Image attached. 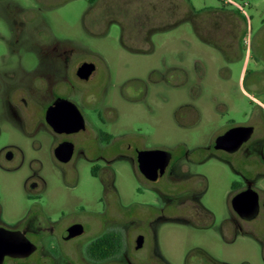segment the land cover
<instances>
[{
    "label": "rangeland",
    "instance_id": "374dc122",
    "mask_svg": "<svg viewBox=\"0 0 264 264\" xmlns=\"http://www.w3.org/2000/svg\"><path fill=\"white\" fill-rule=\"evenodd\" d=\"M2 1L0 50L19 63L21 84H32L38 75L53 81L66 78L82 53L99 56L93 60L108 66L109 77L104 82L113 98L106 105L107 129L119 139L121 156L105 163L112 172L121 210L113 211L115 200L107 193V214L102 217L115 216L133 224L132 232L123 226V257L105 264H126L125 257L134 264H264V163L252 184L259 195V215L241 222L230 206L231 186L240 183L241 176L225 161V154L212 149L220 133L247 124L255 126L247 145L264 140L263 110L238 85L245 52L236 55L231 81L217 82L223 88L198 89L193 31L183 25L192 13L188 0H98L94 6L89 0H10L4 8ZM189 1L195 8L220 5V0ZM235 1L252 17V73L243 90L253 94L249 82L264 77V26L260 28L264 0ZM36 12L40 25L35 27ZM121 22L127 24L125 31ZM184 32L192 40L189 44L184 42ZM127 47L147 51L148 56L130 57L122 51ZM7 72L0 70L1 80L7 79ZM6 86L8 91L10 85ZM140 89L148 92L143 94ZM84 112L97 126L93 110ZM3 118L7 122L0 125V145L7 141L26 159L17 172L0 169V183L13 188V179L6 178L33 172L44 178L73 176L70 169H57L51 162L49 136L29 142L7 114ZM34 145L41 150L43 162L38 166L28 163ZM258 147L259 152L263 146ZM156 149L169 152L171 163L162 177L148 183L138 172L133 153ZM104 158H111L110 153ZM77 176L82 194H100L99 182L88 166L79 168ZM61 188L72 207V193ZM68 216L63 217L64 222ZM138 234L144 236V244L134 251L133 237Z\"/></svg>",
    "mask_w": 264,
    "mask_h": 264
},
{
    "label": "flooded vegetation",
    "instance_id": "af4514ba",
    "mask_svg": "<svg viewBox=\"0 0 264 264\" xmlns=\"http://www.w3.org/2000/svg\"><path fill=\"white\" fill-rule=\"evenodd\" d=\"M9 1H2V8L10 4ZM97 1L89 0L91 6ZM39 16L36 12L33 21L35 27L39 24ZM132 23L137 22L133 20ZM119 25L125 31L127 24L121 22ZM126 35L124 33V36ZM145 40L148 41L149 37ZM247 47V39H243L239 53L246 52ZM122 51L130 57L144 56L147 53L129 47L123 48ZM3 52L4 50H0V70L7 69L8 72L7 79H0V112L2 110L0 125L7 122L3 118L7 114L29 142H39L45 135L49 136L52 139L51 162L57 169H70L73 176L44 178L33 172L23 177L6 178L13 179V188L0 183V248L17 247L23 239L35 248L27 257L4 255L0 264H60V262L61 264H105L107 261L123 257L125 246L123 226L127 231L131 228L132 232L133 222L123 223L115 216L109 219L102 217L107 214V193H111L114 197L113 211L121 210L117 191L113 186L112 172L108 163H105V160L108 162L121 156L118 152L119 139L107 129L106 105L113 98L104 82L109 77L108 66L101 60H93L99 59V56L82 53L79 59L72 63L71 71L66 78L53 81L46 76L38 75L32 84L25 86L20 82L19 63L13 61L11 54ZM136 81L141 82L139 79ZM6 85H10L8 91H5ZM95 85L97 87H94ZM140 91L143 94L148 92L142 89ZM84 109L93 110L98 121L97 126L91 122ZM257 109L260 108L257 106ZM260 124L264 126V121ZM239 127H252V136L255 133L254 125ZM239 127L226 129L215 140L227 131ZM250 139L242 143L234 153L215 149V140L212 144L214 152L225 154V161L228 160L241 176V182L231 186V200L248 187L255 191L252 184L260 172L259 165L264 163V140L259 139L253 145H247ZM260 144L263 147L258 152ZM34 147L32 148L34 155H31L28 163L38 166L43 162L40 159L41 150L38 145ZM106 152L110 153L111 158H104ZM140 152L148 151L133 153L138 172L148 183L156 182L160 177L156 181H149L139 171ZM25 159L26 157L7 141L0 145L1 170L17 172ZM100 163L105 164L104 168L99 165ZM170 163L171 160L169 165ZM84 166L89 167L93 179L99 182L101 192L96 197H91L89 192L82 194L80 191V179L77 174L78 169ZM62 180L64 183H61ZM62 186L72 193L70 201L72 207H68L69 202L65 198ZM193 204L197 209H202L195 201ZM231 210L235 214L232 207ZM66 214L69 215V220L64 222L63 217ZM54 216L56 217L53 218ZM88 216L90 218L86 219ZM235 216L237 217L236 214ZM140 236L143 238V243L137 248V238ZM133 238L135 242L133 250L139 251L143 247L144 236L138 234ZM108 252L110 254L107 256ZM125 261L126 264H134L126 257Z\"/></svg>",
    "mask_w": 264,
    "mask_h": 264
},
{
    "label": "crops",
    "instance_id": "0c3cea01",
    "mask_svg": "<svg viewBox=\"0 0 264 264\" xmlns=\"http://www.w3.org/2000/svg\"><path fill=\"white\" fill-rule=\"evenodd\" d=\"M188 3L192 13L188 19L184 20L183 25L185 28L189 26V29L193 31L196 57L195 88H223L224 86L217 84L221 81V84H228L232 79V68L236 64V55L241 49V42L247 39L248 47L238 75V85L243 94L264 112V77L260 76L258 80L253 79L249 82L253 94L243 90L247 75L250 73L249 63L252 60L249 47L252 17L248 16L244 8L235 0H220L219 6L203 4L200 8H195L189 0ZM229 6L233 7V10ZM263 26L264 22L260 28ZM184 36V42L189 44L192 40L186 32ZM218 62H221L223 66L220 67ZM182 71L187 73L186 70Z\"/></svg>",
    "mask_w": 264,
    "mask_h": 264
},
{
    "label": "water",
    "instance_id": "95a60500",
    "mask_svg": "<svg viewBox=\"0 0 264 264\" xmlns=\"http://www.w3.org/2000/svg\"><path fill=\"white\" fill-rule=\"evenodd\" d=\"M48 121L51 123L49 119ZM80 126H82V121H80ZM252 134V127L233 128L215 140L214 148L222 149L227 153H234L242 143L247 142L251 138ZM170 160L171 154L164 150L156 149L140 152L138 155V168L147 180L156 181L164 174ZM231 207L240 220L244 222L253 221L258 217L260 212L258 194L248 187L245 191L232 198ZM142 243L143 238L140 236L137 238V248ZM34 250L35 248L23 239L17 247L0 248V263L4 255L27 257Z\"/></svg>",
    "mask_w": 264,
    "mask_h": 264
},
{
    "label": "trees",
    "instance_id": "16d2710c",
    "mask_svg": "<svg viewBox=\"0 0 264 264\" xmlns=\"http://www.w3.org/2000/svg\"><path fill=\"white\" fill-rule=\"evenodd\" d=\"M110 253L108 252L107 256L109 255Z\"/></svg>",
    "mask_w": 264,
    "mask_h": 264
}]
</instances>
